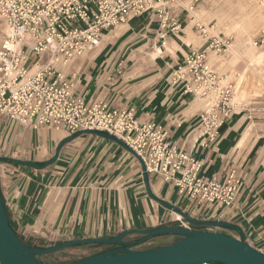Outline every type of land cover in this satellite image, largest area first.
<instances>
[{
  "label": "crops",
  "instance_id": "1",
  "mask_svg": "<svg viewBox=\"0 0 264 264\" xmlns=\"http://www.w3.org/2000/svg\"><path fill=\"white\" fill-rule=\"evenodd\" d=\"M177 12L178 7L169 10L173 17ZM0 27L5 28L1 21ZM164 31L165 44L156 54L160 22L154 13L144 12L107 28L98 46L62 64L64 78L71 93L88 105L103 101L110 110L130 111L138 124L159 127L171 144L197 161L203 178L219 179L233 169L239 183L232 204L187 198L173 182L152 173L146 183L140 160L122 141L62 127L31 128L0 114V197L16 234L26 244L46 247L71 239L108 238L128 229L185 225L189 217L238 226L245 241L264 253V117L248 121L232 115L213 141L199 138L196 117L203 100L183 91L181 83L171 82V66L194 47L179 44L178 31ZM246 42L253 47L250 40ZM173 45L177 47L171 51L168 47ZM55 155L46 166L16 162L41 164ZM159 200L180 209L181 220ZM197 228L240 236L228 227ZM141 236L132 233L127 239ZM165 236L170 235H156L133 248L173 241H165ZM111 247L81 244L39 258L63 263Z\"/></svg>",
  "mask_w": 264,
  "mask_h": 264
},
{
  "label": "built area",
  "instance_id": "2",
  "mask_svg": "<svg viewBox=\"0 0 264 264\" xmlns=\"http://www.w3.org/2000/svg\"><path fill=\"white\" fill-rule=\"evenodd\" d=\"M174 1L0 0V21L6 29L0 40V114L31 128L107 132L141 158L147 173L173 182L181 195L229 206L239 183L233 169L219 179L203 178L197 161L171 144L159 127L138 124L130 111L110 110L103 101L88 105L71 93L62 72V64L98 46L104 30L146 11L159 19L158 47H163L164 29H177L167 6ZM258 42L264 44V26ZM206 44L203 50L190 48L182 61L171 66V82L181 83L183 91L203 100L196 127L198 137L205 142L218 136L234 109L233 86L223 83L208 57L209 52L224 51L228 41L210 35ZM175 219L180 221L181 217L176 215Z\"/></svg>",
  "mask_w": 264,
  "mask_h": 264
},
{
  "label": "water",
  "instance_id": "3",
  "mask_svg": "<svg viewBox=\"0 0 264 264\" xmlns=\"http://www.w3.org/2000/svg\"><path fill=\"white\" fill-rule=\"evenodd\" d=\"M78 132L99 133L120 141L117 137L104 131L82 130ZM134 154L136 155L135 152ZM55 158L56 155L53 159L41 164L21 160H16V162L40 167L52 163ZM137 158L142 165L144 181L148 183V173L141 158L138 156ZM159 202L173 209L179 216H184L176 206L161 200ZM185 219L188 223L187 225L161 226L147 230L128 229L108 238L71 239L52 246L36 247L26 244L16 234L0 197V263L51 264L43 262L39 256L70 246L103 243L112 247L106 251L98 252L75 261L56 264H264V253L245 241L244 233L238 226L226 221H196L189 217H185ZM203 226L233 228L239 232L240 236L234 237L219 231L197 228ZM132 233H139L142 236L136 240L127 239V236ZM160 234L174 235L177 236V239L146 249L133 248L134 245Z\"/></svg>",
  "mask_w": 264,
  "mask_h": 264
},
{
  "label": "rangeland",
  "instance_id": "4",
  "mask_svg": "<svg viewBox=\"0 0 264 264\" xmlns=\"http://www.w3.org/2000/svg\"><path fill=\"white\" fill-rule=\"evenodd\" d=\"M167 6L169 9L179 8V12L174 17L170 15V18H173V21L177 23L175 32L178 31L176 39L179 44L187 42L190 46L203 50L206 49V40L210 35H220L227 39L228 44L224 51L217 54L209 52L208 57L222 76L223 83H230L233 86L232 104L234 109L231 116L248 121L251 118L264 117V66L255 86L245 83L244 86L237 87L238 71L242 66V61L233 57L231 52L233 49L248 58L254 53L264 50V44L258 42V33L264 26V1L175 0L168 3ZM168 22L172 23L170 20ZM250 22L251 25L248 26ZM5 32L6 29L0 27V40ZM199 37L202 38V43L197 42L198 39L195 40ZM249 39L256 45L249 46L246 42ZM176 47L177 45H173L168 48L174 51ZM253 90L254 92H252ZM255 90L257 91L255 92ZM165 237V241L177 239V236L174 235Z\"/></svg>",
  "mask_w": 264,
  "mask_h": 264
},
{
  "label": "bare ground",
  "instance_id": "5",
  "mask_svg": "<svg viewBox=\"0 0 264 264\" xmlns=\"http://www.w3.org/2000/svg\"><path fill=\"white\" fill-rule=\"evenodd\" d=\"M250 25H251V22L248 23V26H250ZM251 44H252V46L256 45L254 42L253 43L251 42ZM155 52H156V54H160L161 48L157 47ZM231 52H232L233 57L239 58L242 61V66H241L240 70L238 71L237 87H239V86L241 87V85L244 86L245 83L246 84L251 83L252 86H255L256 82H258V79L260 78L262 67L264 66V50H260L256 53H254L253 55L249 56L248 58L245 55H240L239 53H237L233 49H231ZM241 90H243V89H241ZM256 91L257 90H255V92ZM252 92H254V90Z\"/></svg>",
  "mask_w": 264,
  "mask_h": 264
}]
</instances>
